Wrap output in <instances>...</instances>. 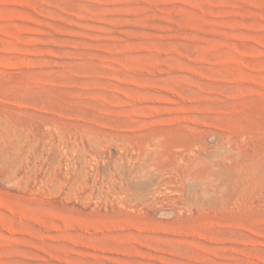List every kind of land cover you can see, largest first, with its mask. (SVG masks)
<instances>
[{
	"label": "rangeland",
	"instance_id": "rangeland-1",
	"mask_svg": "<svg viewBox=\"0 0 264 264\" xmlns=\"http://www.w3.org/2000/svg\"><path fill=\"white\" fill-rule=\"evenodd\" d=\"M0 264H264V0H0Z\"/></svg>",
	"mask_w": 264,
	"mask_h": 264
}]
</instances>
